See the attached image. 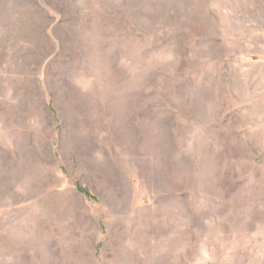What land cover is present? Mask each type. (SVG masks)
I'll list each match as a JSON object with an SVG mask.
<instances>
[{
    "label": "rangeland",
    "instance_id": "1",
    "mask_svg": "<svg viewBox=\"0 0 264 264\" xmlns=\"http://www.w3.org/2000/svg\"><path fill=\"white\" fill-rule=\"evenodd\" d=\"M0 264H264V0H0Z\"/></svg>",
    "mask_w": 264,
    "mask_h": 264
}]
</instances>
